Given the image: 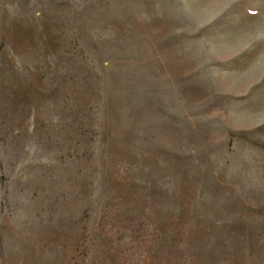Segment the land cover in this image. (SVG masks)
<instances>
[{
    "label": "rangeland",
    "instance_id": "1",
    "mask_svg": "<svg viewBox=\"0 0 264 264\" xmlns=\"http://www.w3.org/2000/svg\"><path fill=\"white\" fill-rule=\"evenodd\" d=\"M0 264H264V0H0Z\"/></svg>",
    "mask_w": 264,
    "mask_h": 264
}]
</instances>
